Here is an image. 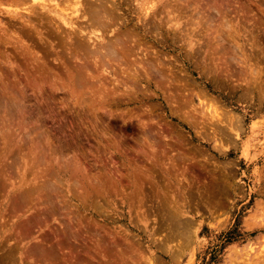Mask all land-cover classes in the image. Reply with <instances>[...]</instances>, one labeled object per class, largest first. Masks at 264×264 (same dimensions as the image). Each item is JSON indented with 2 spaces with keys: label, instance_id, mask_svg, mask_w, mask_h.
<instances>
[{
  "label": "rangeland",
  "instance_id": "rangeland-1",
  "mask_svg": "<svg viewBox=\"0 0 264 264\" xmlns=\"http://www.w3.org/2000/svg\"><path fill=\"white\" fill-rule=\"evenodd\" d=\"M0 87V264H69L70 246L31 252L76 226L124 264H264V0H0ZM138 167L156 182L143 207Z\"/></svg>",
  "mask_w": 264,
  "mask_h": 264
},
{
  "label": "bare ground",
  "instance_id": "bare-ground-1",
  "mask_svg": "<svg viewBox=\"0 0 264 264\" xmlns=\"http://www.w3.org/2000/svg\"><path fill=\"white\" fill-rule=\"evenodd\" d=\"M46 2V1H45ZM77 2H79V1H77ZM100 2H102V1H100ZM75 3V2H74ZM82 3V2H81ZM80 3V4H81ZM87 3V2H86ZM88 3H89V1H88ZM91 3V2H90ZM89 3V4H90ZM95 3H97V2H95ZM188 3V2H187ZM49 4V3H48ZM98 4V3H97ZM101 4H103V2L101 3ZM42 5H44V3L42 4ZM50 5V4H49ZM77 5V4H76ZM92 5H94L93 3H92ZM51 6V5H50ZM74 6H75V4H74ZM103 6H104V4H103ZM44 7V6H43ZM64 7V6H63ZM80 7V6H79ZM95 7H96V4H95ZM61 8V7H60ZM84 8V7H83ZM46 9V8H45ZM96 9V8H95ZM178 9V8H177ZM48 10V9H47ZM68 10V9H67ZM75 10V9H74ZM74 10H73V12H74ZM83 10V9H82ZM97 10V9H96ZM95 10V11H96ZM100 10V9H99ZM111 10V9H110ZM84 11V10H83ZM93 11V9H92V12L88 9L87 11H86V13L84 12V15L86 14L87 15V12L88 13H91V16H90V14L87 16V17H90L89 18V20H90V22H92V24H89L90 26H92V27H95V26H97L98 27V29H101V28H103V25L102 24H99V22L97 21V17H98V14H100V16L98 17V18H102L101 16H104V12H101L102 11V9L99 11V12H101V13H99L98 11ZM72 12V13H73ZM78 13V11H76L75 10V12L74 13ZM82 12V11H81ZM97 12H98V14H97ZM109 12V11H108ZM103 13V15H101ZM53 14V13H52ZM61 14V13H60ZM82 14V13H81ZM75 15V14H74ZM83 15V14H82ZM82 15H80L81 17H82ZM113 15V14H112ZM66 16V15H65ZM114 16V15H113ZM54 17V16H53ZM86 17V18H87ZM119 17V16H118ZM17 18V17H16ZM84 18V17H83ZM104 18V17H103ZM53 19V18H52ZM52 19H50V20H52ZM106 19V18H105ZM87 20V19H86ZM103 22V21H102ZM117 23V22H116ZM190 23V22H189ZM68 24H70V23H68ZM61 25V24H60ZM102 27H101V26ZM107 25V24H106ZM203 25V24H202ZM99 26L101 27V28H99ZM61 27V26H60ZM97 27H96V29L94 28V30H98L97 29ZM83 28V27H82ZM89 28V27H88ZM108 28V27H107ZM62 29V28H61ZM93 29V28H92ZM156 29V28H155ZM75 30V29H74ZM85 30V29H84ZM89 30L91 31V29L89 28ZM104 30V29H103ZM79 31H81L80 30V28H79V30H78V32ZM83 31V30H82ZM82 31H81V33H82ZM226 31V30H225ZM62 32V31H61ZM87 32H89L88 31V29H87ZM87 32H86V34H87ZM92 33H91V35H94L95 33H96V31H91ZM98 32V31H97ZM99 32H102V31H99ZM84 33V32H83ZM90 33V32H89ZM94 33V34H93ZM126 33V32H125ZM102 34V33H101ZM235 34V33H234ZM122 35V34H121ZM59 36V35H58ZM95 36H96V34H95ZM119 36V35H118ZM117 36V37H118ZM124 36V35H123ZM133 36V35H132ZM126 37V36H125ZM124 37V38H125ZM92 38H94V37H92ZM119 39H121L120 37H118ZM100 39H102V38H100ZM127 39H129L128 38V36H127ZM90 40H91V38H90ZM129 40H131V38L129 39ZM128 40V41H129ZM218 40V39H217ZM5 41V40H4ZM89 41V40H88ZM116 42H117V40H115ZM123 41H125L124 39H123ZM127 41V40H126ZM61 42V41H60ZM95 42V41H94ZM109 42V41H108ZM111 42V41H110ZM118 42H119V40H118ZM122 42V41H121ZM130 42V41H129ZM128 43V42H127ZM69 44V43H68ZM125 43H123L122 45H124ZM100 45V44H99ZM107 48H109L108 47V44H106L105 45ZM119 46V45H118ZM126 46V45H125ZM64 47V46H63ZM18 48V47H17ZM99 48V47H98ZM106 48V49H107ZM111 48V47H110ZM122 48H123V46H122ZM131 48V47H130ZM129 48V49H130ZM133 48V47H132ZM65 49V48H64ZM79 49V48H78ZM81 49V48H80ZM103 49H105V48H103ZM113 49V48H112ZM112 49L110 50L111 52H113L114 51V49H113V51H112ZM125 49H127V48H125ZM134 49V48H133ZM132 49V50H133ZM87 50V49H86ZM78 51V50H77ZM116 51V50H115ZM128 51V50H127ZM131 51V50H130ZM135 51V50H134ZM133 51V52H134ZM87 52H88V50H87ZM95 52V51H94ZM100 52V51H99ZM109 52V51H108ZM108 52H107V54H108ZM129 52V51H128ZM127 52V53H128ZM75 53H76V51H75ZM77 53H79V52H77ZM110 53V52H109ZM115 53V52H114ZM131 53V52H130ZM129 53V54H130ZM133 54V53H132ZM78 55V54H77ZM110 55V54H109ZM112 55V54H111ZM131 55V54H130ZM150 55V54H149ZM102 56H104V55H102ZM5 57V56H4ZM95 57V56H94ZM131 57V56H130ZM232 57V56H231ZM65 58V57H64ZM78 58V57H77ZM111 58V57H110ZM23 59V58H22ZM67 59V58H66ZM122 59V58H121ZM65 60V59H64ZM116 61V60H115ZM121 61V60H120ZM123 61V60H122ZM122 61H121V63H122ZM108 62V61H107ZM118 62V61H117ZM123 63H125V62H123ZM61 64V63H60ZM34 65V64H33ZM106 65V64H105ZM104 65V66H105ZM145 65V64H144ZM124 66H126V65H124ZM129 66V65H128ZM131 66V65H130ZM153 66H155V65H153ZM153 66H152V68H153ZM65 68V67H64ZM72 69V68H71ZM154 69V68H153ZM156 70H157V68H156ZM40 71V70H39ZM48 71V70H47ZM75 71V70H74ZM73 71H71V73H72ZM78 72V71H77ZM35 73V72H34ZM46 73V72H45ZM48 73V72H47ZM52 73V72H51ZM63 74V73H62ZM79 74V73H78ZM152 74V73H151ZM160 74V73H159ZM28 75V74H27ZM32 75V74H31ZM36 75V74H35ZM48 75V74H47ZM67 75V74H66ZM81 75V74H80ZM85 75V74H84ZM154 75V74H153ZM34 76V75H33ZM74 76H76V75H74ZM79 76V75H78ZM132 76V75H131ZM5 77V76H4ZM36 77V76H35ZM35 77H34V79H35ZM38 77V76H37ZM60 77H62V75L60 76ZM161 77V76H160ZM42 78V77H41ZM64 78V77H63ZM81 78V77H80ZM163 78H165V77H163ZM30 79V78H29ZM126 79V78H125ZM8 80H10V79H8ZM64 80V79H63ZM27 81V80H26ZM162 81V80H161ZM172 81V80H171ZM24 82V81H23ZM74 82V81H73ZM74 83H76V82H74ZM17 83H15V85H16ZM47 84H48V82H47ZM73 84V83H72ZM170 84V83H169ZM24 86H25V84H24ZM29 86H30V83H29ZM75 86H77V85H75ZM79 86V85H78ZM7 88H9V86H8V84H7V86H6ZM13 87H15V88H17L16 86H14V84H13ZM12 87V88H13ZM27 87H28V85H27ZM31 87V86H30ZM29 87V88H30ZM33 87V86H32ZM39 87V86H38ZM86 87V86H85ZM85 87H83L82 86V88H85ZM11 88V90H13ZM14 88V89H15ZM22 88H24V87H22ZM76 89H78L77 87H75ZM92 88V87H91ZM0 89H1V87H0ZM94 89V88H93ZM4 90H5V87H3V91H1L0 90V92H1V94L2 93H4L3 95H1L0 94V97L2 96L3 98H5V100L4 99H2V100H0V104H2V103H8V102H6V99H7V97H13V93H12V91L10 90L9 91V89L7 90L8 91V93L9 92H11L12 94H10L9 93V95H11V96H8L7 95V97H5V93H7V92H4ZM18 90V89H17ZM51 90V89H50ZM81 90V89H80ZM90 90V89H89ZM18 91H20V90H18ZM32 91H33V89H32ZM53 91V90H52ZM82 91V90H81ZM93 91V90H92ZM21 92V91H20ZM40 92V91H39ZM75 92V91H74ZM78 92V91H77ZM94 92H95V90H94ZM23 93V92H22ZM21 93V94H22ZM29 93V92H28ZM76 93V92H75ZM74 93V94H75ZM16 94V91H15V93H14V95ZM24 94V93H23ZM30 94V93H29ZM48 94V93H47ZM17 95V94H16ZM28 94H26V96H27ZM34 95V94H33ZM73 95V94H72ZM77 97V96H76ZM83 97H85V96H83ZM14 98V97H13ZM33 98V97H32ZM82 98V97H81ZM9 100H10V98H8ZM20 99V98H19ZM79 99V98H78ZM8 100V101H9ZM16 100V99H15ZM4 101V102H3ZM23 102V101H22ZM11 103H13L12 102V100L10 101V107H11V105H13V104H11ZM32 103V102H31ZM38 103V102H37ZM85 103V102H84ZM6 104H5V106H6ZM103 104V103H102ZM17 105V104H16ZM37 105V104H36ZM7 106H8V104H7ZM14 106V105H13ZM82 106V105H81ZM83 106H84V104H83ZM15 107V106H14ZM38 109V108H37ZM87 110V109H86ZM30 111V110H29ZM31 113V112H30ZM33 115V114H32ZM38 117V116H37ZM36 120H37V118H36ZM34 124V123H33ZM34 132V131H33ZM39 133V132H38ZM10 134V133H9ZM36 136V135H35ZM38 136V135H37ZM39 136H41V135H39ZM26 137V136H25ZM39 138V137H38ZM166 139V138H165ZM169 140V139H168ZM156 141V140H155ZM168 142V141H167ZM24 143V142H23ZM158 144V143H157ZM157 144L155 145V143L154 144H150V146H148L147 148H149V151L151 152V156H152V158H154V156H155V159H154V162L155 161H157L156 163L159 165V163L161 162L160 161V159L161 158H165V157H167V153H169L170 154V152L169 151H173V153L175 152L174 150L175 149H173L174 147H175V144H177V143H175V144H173V145H170V144H168V143H164V144H162V146H160V144H158L159 146H157ZM182 145V144H181ZM52 146V145H51ZM174 146V147H173ZM182 147V146H181ZM21 148V147H20ZM42 148V147H41ZM144 150V149H143ZM188 150V149H187ZM144 152V151H143ZM149 152V153H150ZM181 152H183V151H181ZM188 152V151H187ZM142 154V153H141ZM179 154V153H178ZM185 154V153H184ZM170 155H173V154H170ZM180 155V154H179ZM21 156V155H20ZM60 156V155H59ZM182 156H183V154H182ZM147 157V156H146ZM177 157V156H176ZM152 158H150L149 157V159L148 160H150V159H152ZM169 158V157H168ZM171 158V157H170ZM169 158V160H172L173 159V157H172V159H170ZM181 158V157H180ZM184 158V157H183ZM180 160V159H179ZM152 160H150V161H145L147 164H149L150 162H151ZM167 161V160H166ZM170 162V161H169ZM57 163V162H56ZM59 163V162H58ZM61 163V162H60ZM152 163H153V161H152ZM151 163V164H152ZM163 162H161V164H162ZM165 164V163H164ZM169 163L167 162V165H168ZM140 165V164H139ZM142 165H144V164H142ZM153 165V164H152ZM163 165V164H162ZM161 165V166H162ZM166 165V164H165ZM167 165H166V167H167ZM171 166H173L172 165V162H171V164H170ZM175 165V164H174ZM176 165H177V163H176ZM176 165H175V167H176ZM65 166V165H64ZM143 167V166H142ZM147 167V166H146ZM152 167V169H154L153 168V166H151ZM155 167V166H154ZM168 167H170V166H168ZM167 167V168H168ZM174 167V168H175ZM144 168V167H143ZM162 168V167H161ZM166 168V169H167ZM185 168V167H184ZM78 170H80L79 168H77ZM147 169V171L148 170H150L151 168L149 167V169L148 168H146ZM157 169V168H156ZM155 169V170H156ZM165 169V168H164ZM165 169V170H166ZM178 169V168H177ZM132 170V169H131ZM140 170V171H139ZM169 170V169H168ZM172 170V168H170V171ZM75 171V170H74ZM135 171V170H134ZM146 171V170H145ZM167 171V170H166ZM187 171V170H186ZM48 172V171H47ZM51 172V171H50ZM80 172H81V170H80ZM151 172V171H150ZM83 173V172H82ZM86 173V172H85ZM172 173V172H171ZM50 174V173H49ZM49 174H47L48 176H51V175H53V174H51V175H49ZM72 174V173H71ZM81 174V173H80ZM130 174V173H129ZM174 174V173H173ZM37 175V174H36ZM73 175V174H72ZM86 175V174H85ZM136 175V176H135ZM134 175V179H133V181L131 180V184L136 188V189H134V190H136V192H135V194L137 193L138 194V203H139V207H143V205H144V200L146 199H144V195L146 196L147 194H145V192H146V185L148 186V184H153V183H155L156 184V182H153L152 181V177L151 176H149V174H147L146 172H144L143 171V169H139V167H138V172L136 173ZM176 175V174H175ZM180 175V174H179ZM44 176V175H43ZM42 176V177H43ZM55 176H57L56 174H55ZM74 176V175H73ZM82 176V175H81ZM87 176V175H86ZM86 176H85V178H86ZM154 176V175H153ZM77 177V176H76ZM95 177V176H94ZM99 177V176H98ZM101 177V176H100ZM99 177V178H100ZM47 178V177H46ZM122 178H124V177H122ZM121 178V179H122ZM130 178V177H129ZM165 178V177H164ZM172 178H174L175 179V177H172ZM186 178V177H185ZM49 179V178H48ZM76 179H79L80 181H81V178H76ZM75 179V180H76ZM90 179V178H89ZM88 179V180H89ZM92 179V178H91ZM94 179V178H93ZM127 179V178H126ZM162 179V178H161ZM37 180H39V178L37 179ZM53 180H57L56 178L55 179H53ZM60 180V179H59ZM74 180V181H75ZM96 180H98V179H96ZM106 180H107V178H106ZM119 180V179H118ZM124 180H125V178H124ZM156 180V179H155ZM179 180V179H178ZM182 180V179H181ZM185 180H187V182L189 183V181H188V179H185ZM50 181V180H49ZM78 181V180H77ZM84 181V180H83ZM104 181V180H103ZM151 181V182H150ZM157 181V180H156ZM177 181V180H176ZM38 182V181H37ZM54 182H56V181H54ZM72 182H73V180H72ZM88 182V181H87ZM147 182H150V183H148V184H146ZM158 182V181H157ZM167 182V181H166ZM181 182V181H180ZM183 182V181H182ZM56 183H58V182H56ZM76 184H77V182H75ZM74 183V184H75ZM92 182H90V184H91ZM94 183V182H93ZM92 183V184H93ZM95 183H97V184H99V182H95ZM95 183H94V185H95ZM168 183V182H167ZM35 184H37V183H35ZM62 184V183H61ZM78 184H80L79 182H78ZM91 184V185H92ZM103 184V183H102ZM101 183L99 184V185H102ZM107 184V183H106ZM126 184H128V183H126ZM151 184V185H152ZM169 184V183H168ZM187 184V183H186ZM39 185V184H38ZM55 185V184H54ZM57 185V184H56ZM55 185V186H56ZM71 185H72V183H71ZM87 185H88V183H87ZM91 185L89 186V187H91ZM124 185V184H123ZM151 185L149 186V187H151ZM154 185V184H153ZM159 185V184H158ZM163 185H167L166 183L164 184L163 183ZM181 185V184H180ZM45 186V185H44ZM83 186V185H82ZM93 186V185H92ZM116 186H117V184H116ZM126 186V185H125ZM124 186V187H125ZM184 187V184L183 185H181V187ZM36 187H37V185H36ZM52 188H53V186H51ZM50 187V188H51ZM58 187H59V185H58ZM75 187V186H74ZM78 187H79V185H78ZM88 187V188H89ZM95 188H96V185L94 186ZM101 187V186H100ZM115 187V186H114ZM120 187H121V185H120ZM129 187V186H128ZM155 187V186H154ZM189 187V186H188ZM38 188H39V186H38ZM41 188H43L42 186H41ZM46 188L47 187H45V190H46ZM55 188H57V187H55ZM73 190H74V188L73 187H71ZM70 188V189H71ZM81 187H79V189H80ZM83 188V187H82ZM95 188H93V190H92V187H91V191H96V189ZM107 188V187H106ZM106 188H104V187H101V188H99V189H106ZM109 188V187H108ZM116 188H118V187H115V190H116ZM157 188V187H156ZM185 188V187H184ZM187 188V187H186ZM33 189V188H32ZM35 190H36V188H34ZM33 189V191H34V193L36 192V194H37V191H38V189L35 191ZM40 189V188H39ZM44 189V188H43ZM48 189V188H47ZM86 189V188H85ZM111 189V188H110ZM152 189H154V188H152ZM51 190H54V189H51ZM75 190H78V188H76ZM81 190V189H80ZM79 190V191H80ZM83 190H84V188H83ZM162 190V189H161ZM164 190H165V188H164ZM43 192H45L44 190H42ZM41 191V192H42ZM49 191V190H48ZM56 191V190H55ZM58 191V190H57ZM57 191H56V193H57ZM71 191V190H70ZM82 191V190H81ZM86 191H87V193H88V195L87 196H85V197H87V198H90V197H88L89 196V194H91L87 189H86ZM94 191V192H95ZM99 191L100 190H98V186H97V192L96 193H99ZM104 191V190H103ZM117 191V190H116ZM159 192L158 190H155V192ZM40 192V191H39ZM54 192V191H53ZM78 192V191H77ZM76 192V193H77ZM169 192V191H168ZM34 193L33 194H31V195H33L34 196ZM46 193V192H45ZM49 194L51 193V191H49L48 192ZM47 193V194H48ZM55 193V194H56ZM62 193H63V191H62ZM100 193H101V191H100ZM99 193V197H101L102 195ZM112 193V191H110V194ZM115 193V192H114ZM154 193V192H153ZM160 193V192H159ZM166 193V192H165ZM35 194V195H36ZM38 194H41V193H38ZM74 194H75V192H74ZM81 194H83V193H81ZM107 194V193H106ZM119 194V193H118ZM156 194V193H155ZM160 194H162V193H160ZM27 195V194H26ZM43 195H44V193H43ZM53 195V194H52ZM77 195H79V194H77ZM84 195V194H83ZM93 195H94V193H93ZM98 195V194H97ZM96 195V196H97ZM101 195V196H100ZM112 195H113V193H112ZM141 195H142V197H141ZM149 196H150V194H148ZM148 195H147V197H148ZM152 195V194H151ZM154 195V194H153ZM153 195H152V200L153 199H155V198H153ZM163 195V194H162ZM168 195V194H167ZM166 194H165V197L167 196ZM41 196H42V194H41ZM40 196V197H41ZM80 196V195H79ZM156 196H157V194H156ZM160 196V195H159ZM40 197H38V198H40ZM46 197V196H45ZM44 197V198H45ZM55 197H56V195H55ZM104 197V196H103ZM134 197V196H133ZM163 197V196H162ZM162 197H160V198H162ZM164 197V198H165ZM36 198V197H35ZM34 198V199H35ZM74 198H75V196H74ZM111 198H113V196L111 197ZM150 198V197H149ZM52 199V198H51ZM130 199H132V198H130ZM158 200H159V198H157ZM163 199V198H162ZM38 200H40V199H38ZM42 200V199H41ZM44 201H46L45 199H43ZM47 200H49V199H47ZM53 200V199H52ZM103 200H105V199H103ZM151 200V201H152ZM22 201V200H21ZM32 201V200H31ZM35 201V200H34ZM57 201V200H56ZM93 201H94V199H93ZM131 201V200H130ZM50 203L51 202H53V201H49ZM57 202H59V201H57ZM101 202V201H100ZM156 202H159V201H156ZM34 203V202H33ZM39 203H40V201H39ZM44 203V202H43ZM47 203V202H46ZM107 203V202H106ZM163 203V202H162ZM168 203V202H167ZM167 203H165V204H167ZM37 204V203H36ZM66 204V203H65ZM100 204V203H99ZM134 204H136V203H134ZM149 205H150V203H148ZM67 205V204H66ZM65 205V206H66ZM92 205V204H91ZM140 205H142V206H140ZM156 205V204H155ZM158 205V204H157ZM163 205V204H162ZM39 206V205H38ZM50 206H51V204H50ZM103 206V205H102ZM133 206V205H132ZM138 206V205H137ZM34 207H35V205H34ZM48 207H49V205H48ZM145 207V206H144ZM166 207V206H165ZM27 208H29V207H27ZM38 208V207H37ZM97 208V207H96ZM148 208V207H147ZM160 208V207H159ZM167 208V207H166ZM62 209V208H61ZM145 209V208H144ZM152 209V208H151ZM172 209V208H171ZM175 209V208H174ZM37 210V209H36ZM47 210V209H46ZM51 210V209H50ZM136 210H137V208H136ZM39 211H41L40 209H39ZM100 211V210H99ZM43 212V211H42ZM56 212L55 211H53V210H51V211H49V212H47V216H50V215H54ZM64 213V212H63ZM134 213V212H133ZM142 213H144V212H142ZM142 213H139L140 215L142 214ZM65 214H66V210H65ZM172 214V213H171ZM31 215V214H30ZM57 215V214H56ZM67 215H68V213H67ZM137 215V214H136ZM145 215V214H144ZM147 215V214H146ZM162 215V214H161ZM34 216V215H33ZM57 216H59V215H57ZM64 216V215H63ZM51 217V216H50ZM55 217V216H54ZM53 217V218H54ZM137 217H138V215H137ZM164 217V216H163ZM179 217V216H178ZM27 218H29V217H27ZM34 218V217H33ZM57 218H59V217H57ZM63 218H65V217H63ZM67 218V217H66ZM71 218V217H70ZM144 218H145V216H144ZM43 219V218H42ZM45 219V218H44ZM47 219V218H46ZM141 219H143V218H141ZM34 220V219H33ZM39 221H40V219H38ZM37 220V221H38ZM68 220V219H67ZM74 220V222H75V219H73ZM77 220V219H76ZM84 220V219H83ZM174 220V219H173ZM58 221V220H57ZM60 221V220H59ZM78 221V220H77ZM177 221V220H176ZM43 222V221H42ZM48 222V221H47ZM80 222H82V221H80ZM174 222V221H173ZM29 223V222H28ZM40 223V222H39ZM46 223V222H45ZM59 223V222H58ZM70 223V222H69ZM77 223V222H76ZM85 223V222H84ZM84 223H80V226H82ZM41 224H43V223H41ZM170 224V223H169ZM44 225V224H43ZM50 225H51V223H50ZM64 225V224H63ZM86 225V224H85ZM89 225V224H88ZM65 226V225H64ZM75 227L74 225H70V227ZM95 226V225H94ZM48 227V226H47ZM50 227V226H49ZM67 227V226H66ZM69 227V226H68ZM28 228V227H27ZM42 228V227H41ZM61 228V227H60ZM84 229L83 230H85V227H83ZM89 228V227H88ZM91 228V227H90ZM22 229H26L25 227L24 228H22ZM29 229V228H28ZM69 229V228H68ZM95 229H97L96 227H95ZM23 230V231H24ZM59 230V229H58ZM64 230V229H63ZM62 230V231H63ZM73 230V229H72ZM71 229H70V231L71 232H73ZM88 229H86L85 230V232H88L87 231ZM99 230H102V229H99ZM177 230L178 229H176L175 231H176V233H177ZM26 231V230H25ZM25 231H24V233H25ZM37 231H39V230H37ZM80 228H78L77 226H76V228H75V230H74V234L72 233L71 234V236H68V238H67V236L66 237H64V236H62L63 238H61V239H57V238H55V239H53L52 237H50V236H48L46 239H45V241L44 242H39L36 246H34L33 248H32V254H33V256H38L39 258H41V260H43V262L45 261V260H56V256H57V254H58V251L59 250H62V249H64L65 247H71V249H73L72 250V255H71V257H69L70 258V260L69 261H67L66 259H68L67 257L66 258H64V257H61V260H62V258H64V260L65 261H67V262H69V264H124L123 263V258H124V251H123V248L121 247V245H119V244H121V243H119L118 241H117V239H115L114 237H112V236H106V237H109L110 239H106V238H103V235H101V236H98L96 239L94 238V239H91V240H89V239H83V238H81V237H79L80 235H79V233H80ZM91 231V230H90ZM90 231H89V233H90ZM95 231V230H94ZM20 232V231H19ZM18 232V233H19ZM22 232V231H21ZM70 232V233H71ZM85 232H84V234H82V236H84L85 235ZM96 232H98V231H96ZM172 231L170 230V233H171ZM179 232V231H178ZM23 233V232H22ZM55 233H56V231H55ZM98 233H100V232H98ZM175 233V234H176ZM88 234V233H87ZM86 234V235H87ZM95 234V233H94ZM97 234V233H96ZM106 234V233H105ZM172 234V233H171ZM28 235V234H27ZM85 235V236H86ZM92 235H93V232H92ZM112 235V234H111ZM180 235H181V233H180ZM21 236H22V234H21ZM30 236H31V234H30ZM29 236V237H30ZM52 236H54V233H53V235ZM84 236V237H85ZM88 236H90V235H87L86 237H88ZM95 235H93V237H94ZM177 236H179V235H177ZM85 237V238H86ZM93 237H91V238H93ZM112 237V238H111ZM169 237V236H168ZM173 237V236H172ZM25 238V237H24ZM38 238V237H37ZM133 239H134V237H133ZM170 239V238H169ZM168 239V240H169ZM25 241V240H24ZM23 241V242H24ZM26 241H28V240H26ZM126 244V243H125ZM125 246V245H124ZM87 248V252L85 253V254H81L80 253V251H81V249L82 248ZM127 247V246H126ZM70 249V248H69ZM68 250V249H67ZM131 250H133V249H131ZM135 250V249H134ZM66 251V250H65ZM74 251V252H73ZM129 251V250H128ZM63 252H64V250H63ZM68 252V251H67ZM127 252V251H126ZM45 253V254H44ZM61 253V252H60ZM131 253H133L132 251H131ZM136 254V253H135ZM37 257V258H38ZM39 258H38V260H39ZM60 258V257H59ZM35 259V258H34ZM40 261V260H39ZM33 262V261H32ZM37 262V261H36ZM47 262H49V261H47ZM58 262V261H57ZM64 262V261H63ZM62 262V263H63ZM126 262H128V261H126ZM141 262V261H140ZM29 263V262H28ZM38 263V262H37ZM44 264H46V262L44 263ZM52 264V263H51ZM58 264V263H57Z\"/></svg>",
  "mask_w": 264,
  "mask_h": 264
}]
</instances>
